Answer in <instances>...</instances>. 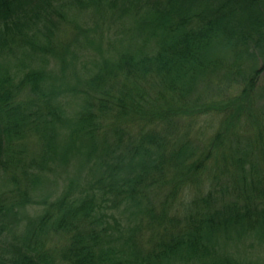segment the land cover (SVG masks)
<instances>
[{
	"label": "trees",
	"instance_id": "1",
	"mask_svg": "<svg viewBox=\"0 0 264 264\" xmlns=\"http://www.w3.org/2000/svg\"><path fill=\"white\" fill-rule=\"evenodd\" d=\"M71 6L90 9L93 23L80 26L68 19L71 40L57 46V33L40 34L50 41L37 47L28 17L55 28L67 21ZM131 12L139 23L134 32L124 31L126 46L114 58L101 57L103 29ZM9 43L48 49L61 74L74 58L72 44L90 48L99 61L91 63L89 82L66 87L80 99L67 118L62 113L69 98L57 97L56 81L46 88L42 68L24 70L15 81L0 65V170L17 192L0 202L2 217H16L32 202L19 183L37 180L33 172L42 170L46 156L60 155L57 123L69 125L70 141L73 136L87 141L86 157L93 155L101 172L92 170L83 185L71 181L62 195L44 199L40 213L27 218L23 239L0 244V264H258L221 252L215 240L233 230L264 238V104L255 103L264 69V0H0V55ZM222 48L231 49L233 59ZM241 53L261 64L243 67ZM222 69L224 82L217 83ZM210 114L223 116L224 124L211 139L196 148L177 139L183 122ZM128 122L139 133L124 129ZM31 139L40 143L42 155L27 161ZM73 145L63 146V160ZM186 180L196 192L176 203L178 183ZM168 183L170 189L161 191ZM161 192L153 205L150 195ZM122 205L131 209L127 236L118 233L112 213ZM167 205L176 211L168 215ZM142 223L153 227L149 248L135 237L142 240ZM51 231L63 233L66 245L46 247Z\"/></svg>",
	"mask_w": 264,
	"mask_h": 264
},
{
	"label": "rangeland",
	"instance_id": "2",
	"mask_svg": "<svg viewBox=\"0 0 264 264\" xmlns=\"http://www.w3.org/2000/svg\"><path fill=\"white\" fill-rule=\"evenodd\" d=\"M89 12L90 9H79L77 8V6H71L66 12L67 21L60 20V22H64V24L59 23V26H56L55 28L52 23L46 22L43 19L41 20L35 15L29 16L27 19L28 23L30 24L29 32L32 33V37H36L33 40L35 42L34 44L37 47H42L50 40H45V36H40V34H45L49 37L52 32H55V34L57 33L59 36L55 37L54 35V42L57 46L63 45L65 40H71L74 33L73 26L68 19L73 20V22L76 21L80 26L85 24H92L93 20L87 15V13ZM128 15L129 16L127 17H120L118 20L112 19L109 28L107 30L103 29L106 33L107 39L102 44L103 49L101 51V57L104 56L106 58H114L118 54L117 51L123 49L126 46V42L121 40L124 31L129 30L134 32L135 30L133 28L137 29V24L139 23V21L137 22L135 17L132 16L133 12L129 13ZM52 20L53 22H56V18ZM107 43L109 45H107ZM8 45H10L11 47H8L9 49L7 50L5 49L0 55L1 67L6 68L8 72L14 74L15 81L18 79V76L23 73L24 70H27L29 68H42L46 73L44 79V85L46 86V88L48 89V85L50 82L56 81L54 83V86L57 89V92L55 93L57 94V97L58 95H62L69 98L68 104L67 106H65V111L67 113L63 112L62 115L65 118L73 117L72 113L79 108L78 102L80 101V99H75L73 97V94L70 93L67 90L68 88L66 87L69 86L70 88L72 86H76V88H78L81 87L80 84L82 82H89L92 78H87V76H90V72L95 70L94 65L97 61H99V56L88 47L82 45L81 47H76L75 44H72L71 50L75 53L74 58L67 61V72L64 71L61 74L59 64H56V60L53 59L52 52L48 51V49L44 48L40 50L39 48H36L30 50L29 46L27 45L25 47L19 48V45H17L16 43H9ZM221 53L222 55L226 56V59H233L231 49L222 48ZM93 55H95L98 60L95 59ZM239 58H241V64L243 65V67H246V65L247 68L250 65L258 67L261 64L259 60L255 58L250 59V57H248V55L246 54L241 53ZM222 60H224V58H222ZM228 62L229 61H225V63L227 64ZM91 63H94V65H92ZM233 65L235 66V64ZM217 73L220 78L217 77L214 79H216L217 83L221 80L223 83L224 78H221L224 77L223 69ZM257 80V95L255 101L256 107L264 104V69L258 75ZM229 83H231V81ZM85 86L89 87L91 85L85 83ZM227 91L228 88L225 89L224 92L227 93ZM222 117L223 116L219 118L213 114H210L199 116V118L192 123L186 120L180 125V128L178 132L175 133V135L178 140L181 139L182 141L183 139H186L185 141L188 144L190 143L192 144V147L194 146V148H196L198 145L204 144L208 139H211L214 136V133L219 128L220 124H223L221 122ZM109 122L110 121H107L105 123V126L108 125ZM149 128L150 126H145L143 131L149 130ZM102 129H104V127ZM124 129L128 130L131 134L139 133V126L136 123L128 122ZM70 132L71 128H69V125L57 123L56 141L59 144H57L56 147L60 155L55 153L57 157L54 158H48V155L46 156V161L43 164L44 167L42 168V170L39 171L38 169H35V172H33L34 178L37 177V180L31 182V184L30 182H27L26 184L19 183V187H23V189H26L25 192L27 199H31L32 202L25 208H22L21 211H18L19 215H17L16 217H12L11 214L4 215L2 217L0 212V227L1 225H5L4 229L0 228V232H2L0 233V244L11 242L14 239L18 241L23 239L27 231V218H31L37 213H40L43 206L42 201L44 199L47 201H52L55 198L59 197L65 191L69 190L71 181L79 185H83L90 178L92 170L95 175L101 172V169L99 168V166H97V160L95 159V157H93V155H90L89 158L86 157L87 153L85 151L89 149V147L87 146V141L83 138L80 140V137L74 138L73 136V139L76 141V143L73 145L72 143L74 140L70 141L69 139ZM31 140L32 141H29L28 143L27 161H30L32 158L37 159L38 155H42L38 154L40 143H38L35 139ZM66 144L73 145V148L75 150L69 151L66 154L65 160H63L60 156H62L61 151L63 150V146ZM79 144L82 145L80 147V150L77 147ZM118 150H121L120 146ZM202 177L208 178L211 176L208 174H204ZM193 183H190L188 180H186L185 183H178L177 189L180 192H178L177 194L176 203H179L180 200L186 201L195 194L196 190ZM170 187L171 183H168L165 190L161 191H168ZM15 188L16 184L11 181V178L7 174V172L0 170V202L8 203L11 200L12 193H17ZM11 191L14 192L11 193ZM163 192L150 195V202L153 205L157 204L155 203V201L163 195ZM218 198L221 202V199L223 198L222 194H219ZM34 201L37 202V204H35ZM2 206L3 205H1L0 208H3ZM176 206L177 209H181L180 204ZM131 207L132 211H134V206ZM168 207V205L165 206V210H167L168 215L176 211L174 208L168 209ZM130 211L131 209L127 205H122L112 211L114 217L119 222L118 233H120L122 236L128 235L130 226L133 224ZM107 221L110 224L111 222H114L110 217H107ZM142 226V240L141 236L138 233L135 235V237L138 243H141L149 248L152 245V241H149V237L151 236L150 234L153 227L151 225H147L146 223H142ZM154 227V230L156 231L157 226L154 225ZM215 241V246L221 252H227L232 255H237L241 259H245L247 262L252 261L257 262L258 264H264V238L259 237L255 233V231L254 235H252L250 233L238 234L235 230H233L230 231L229 234H223V236H220ZM66 243L67 238L63 233L52 231L47 236L45 241L46 247H57L54 250L61 248L62 246L66 245ZM59 264L67 263L60 262Z\"/></svg>",
	"mask_w": 264,
	"mask_h": 264
}]
</instances>
